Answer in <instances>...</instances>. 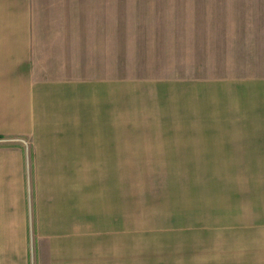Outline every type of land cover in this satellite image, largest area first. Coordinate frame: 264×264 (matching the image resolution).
<instances>
[{
	"label": "crops",
	"instance_id": "0c3cea01",
	"mask_svg": "<svg viewBox=\"0 0 264 264\" xmlns=\"http://www.w3.org/2000/svg\"><path fill=\"white\" fill-rule=\"evenodd\" d=\"M50 7L0 0V264H264V73L117 79Z\"/></svg>",
	"mask_w": 264,
	"mask_h": 264
},
{
	"label": "rangeland",
	"instance_id": "374dc122",
	"mask_svg": "<svg viewBox=\"0 0 264 264\" xmlns=\"http://www.w3.org/2000/svg\"><path fill=\"white\" fill-rule=\"evenodd\" d=\"M47 4L51 7L44 12L36 10L37 20L65 34L82 33L101 50L110 30L117 79L172 82L264 73V0Z\"/></svg>",
	"mask_w": 264,
	"mask_h": 264
}]
</instances>
